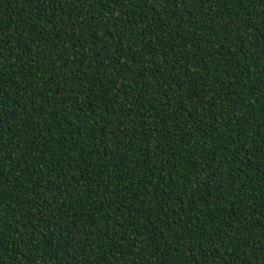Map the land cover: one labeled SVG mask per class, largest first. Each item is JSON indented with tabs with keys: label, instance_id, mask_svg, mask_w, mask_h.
Masks as SVG:
<instances>
[{
	"label": "trees",
	"instance_id": "16d2710c",
	"mask_svg": "<svg viewBox=\"0 0 264 264\" xmlns=\"http://www.w3.org/2000/svg\"><path fill=\"white\" fill-rule=\"evenodd\" d=\"M0 264H264V0H0Z\"/></svg>",
	"mask_w": 264,
	"mask_h": 264
}]
</instances>
